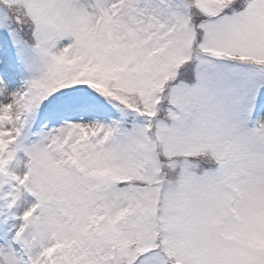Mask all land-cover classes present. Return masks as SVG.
<instances>
[{"label": "snow or ice", "instance_id": "6c2138e0", "mask_svg": "<svg viewBox=\"0 0 264 264\" xmlns=\"http://www.w3.org/2000/svg\"><path fill=\"white\" fill-rule=\"evenodd\" d=\"M0 264H264V0H0Z\"/></svg>", "mask_w": 264, "mask_h": 264}]
</instances>
